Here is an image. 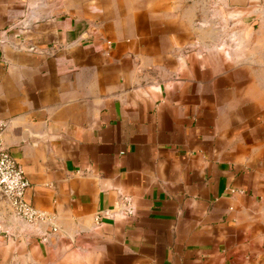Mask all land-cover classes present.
Masks as SVG:
<instances>
[{
	"label": "crops",
	"instance_id": "1",
	"mask_svg": "<svg viewBox=\"0 0 264 264\" xmlns=\"http://www.w3.org/2000/svg\"><path fill=\"white\" fill-rule=\"evenodd\" d=\"M157 1L123 26L0 0L4 142L43 213L0 204V264H264V55L201 51L197 6ZM216 8L264 26V0Z\"/></svg>",
	"mask_w": 264,
	"mask_h": 264
},
{
	"label": "rangeland",
	"instance_id": "2",
	"mask_svg": "<svg viewBox=\"0 0 264 264\" xmlns=\"http://www.w3.org/2000/svg\"><path fill=\"white\" fill-rule=\"evenodd\" d=\"M35 4H57L58 8L63 7L66 3L72 5L73 9H79L82 5L98 4V12L102 16L114 18L116 21H120L123 26H127L129 23V17L140 15H154L155 13L150 10L155 5L157 0H33ZM88 1V2H87ZM159 2V0L157 1ZM169 3H181L184 4V8H189L194 5L196 8V23L200 26V34L205 41L204 44L196 45L197 48H201V51H206L208 46L213 48L214 44L209 43L208 36L210 32L214 34H220V37H224L222 44L225 45L226 39L229 42V48H236L234 35L245 34L243 37L248 41L246 47L249 49L251 55H264V26L262 27L257 21H253L250 24H241V22L234 23L232 26L228 23L225 27H220V24H224L220 19L221 16L215 7L219 8L221 0H171ZM88 6V7H89ZM95 6V5H94ZM216 8V9H217ZM58 11V10H57ZM96 12L95 14H99ZM99 14V15H100ZM144 19V18H143ZM138 21V20H137ZM212 24V26H210ZM212 28H208V27ZM204 31V32H203ZM226 31V33H225ZM204 34V35H203ZM226 34V35H225ZM233 36V39L232 37ZM261 39V40H260Z\"/></svg>",
	"mask_w": 264,
	"mask_h": 264
},
{
	"label": "built area",
	"instance_id": "3",
	"mask_svg": "<svg viewBox=\"0 0 264 264\" xmlns=\"http://www.w3.org/2000/svg\"><path fill=\"white\" fill-rule=\"evenodd\" d=\"M7 29L0 33L3 43ZM6 122L0 118V204L4 203L14 215L28 222L36 223L43 213L27 199L26 190L31 183L22 166L11 155L4 142Z\"/></svg>",
	"mask_w": 264,
	"mask_h": 264
}]
</instances>
